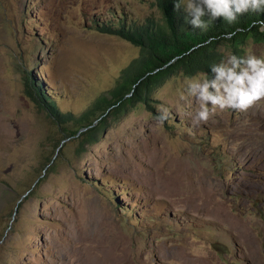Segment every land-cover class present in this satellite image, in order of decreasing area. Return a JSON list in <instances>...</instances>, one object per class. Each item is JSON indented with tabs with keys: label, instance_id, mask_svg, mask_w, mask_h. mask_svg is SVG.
Returning a JSON list of instances; mask_svg holds the SVG:
<instances>
[{
	"label": "rangeland",
	"instance_id": "rangeland-1",
	"mask_svg": "<svg viewBox=\"0 0 264 264\" xmlns=\"http://www.w3.org/2000/svg\"><path fill=\"white\" fill-rule=\"evenodd\" d=\"M147 19L157 0H0V264H264V100L193 127L186 81L214 77L178 72L85 150L61 142L141 55L99 26ZM243 48L222 61L264 58Z\"/></svg>",
	"mask_w": 264,
	"mask_h": 264
},
{
	"label": "trees",
	"instance_id": "trees-1",
	"mask_svg": "<svg viewBox=\"0 0 264 264\" xmlns=\"http://www.w3.org/2000/svg\"><path fill=\"white\" fill-rule=\"evenodd\" d=\"M177 2L178 0H157L162 11V21L159 22L147 19L148 22L143 23L128 24L119 21L117 24L99 26L104 32L118 35L138 45L141 55L124 69L109 95L99 97L76 120V128H62L66 132L61 142L75 137L79 139L80 151H83L87 145L98 141L111 118L117 119L138 103L151 109L153 93L172 75L182 72L186 76H194L204 72L208 77H214L211 65L223 60L219 49L221 45L229 46L239 55L248 39L264 42V32L252 26L255 21L264 20V11L245 13L233 24L218 17L212 19L208 27L202 30L186 20L187 13L183 7L177 9ZM204 19L207 21L210 17L205 16ZM34 83L32 76L26 79L29 96L41 107L47 106L53 116L72 119L64 114L60 115L56 102L43 91L41 84L36 83V89Z\"/></svg>",
	"mask_w": 264,
	"mask_h": 264
},
{
	"label": "clouds",
	"instance_id": "clouds-1",
	"mask_svg": "<svg viewBox=\"0 0 264 264\" xmlns=\"http://www.w3.org/2000/svg\"><path fill=\"white\" fill-rule=\"evenodd\" d=\"M176 7H183L186 20L203 30L218 17L233 24L245 13L264 11V0H178ZM205 16L210 19L206 21ZM252 26L264 32V20H257ZM211 69L215 73L212 79L186 81L187 96L195 98L198 105L191 116L193 127L207 123L218 110L247 111L264 100V58L251 54L243 57L229 55L226 60L211 65ZM187 96L182 94L180 99ZM169 115L168 107L157 106L156 119L159 122L167 120Z\"/></svg>",
	"mask_w": 264,
	"mask_h": 264
},
{
	"label": "water",
	"instance_id": "water-1",
	"mask_svg": "<svg viewBox=\"0 0 264 264\" xmlns=\"http://www.w3.org/2000/svg\"><path fill=\"white\" fill-rule=\"evenodd\" d=\"M36 183H37V182H36ZM36 183H35V184H36ZM35 184H34V185H35ZM26 194H27V193H26ZM23 196H24V195H23Z\"/></svg>",
	"mask_w": 264,
	"mask_h": 264
}]
</instances>
